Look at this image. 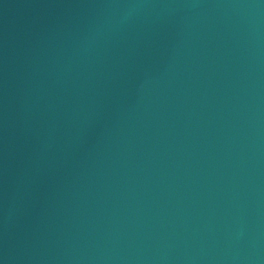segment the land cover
Listing matches in <instances>:
<instances>
[{
    "label": "water",
    "instance_id": "water-1",
    "mask_svg": "<svg viewBox=\"0 0 264 264\" xmlns=\"http://www.w3.org/2000/svg\"><path fill=\"white\" fill-rule=\"evenodd\" d=\"M0 264H264V0H0Z\"/></svg>",
    "mask_w": 264,
    "mask_h": 264
}]
</instances>
